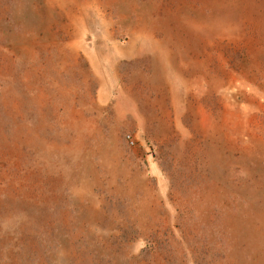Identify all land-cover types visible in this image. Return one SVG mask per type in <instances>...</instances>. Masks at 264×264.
<instances>
[{"label":"rangeland","instance_id":"obj_1","mask_svg":"<svg viewBox=\"0 0 264 264\" xmlns=\"http://www.w3.org/2000/svg\"><path fill=\"white\" fill-rule=\"evenodd\" d=\"M0 264H264V0H0Z\"/></svg>","mask_w":264,"mask_h":264}]
</instances>
